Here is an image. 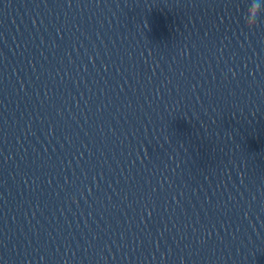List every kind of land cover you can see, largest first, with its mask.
Masks as SVG:
<instances>
[{"label":"clouds","instance_id":"clouds-1","mask_svg":"<svg viewBox=\"0 0 264 264\" xmlns=\"http://www.w3.org/2000/svg\"><path fill=\"white\" fill-rule=\"evenodd\" d=\"M253 10L257 13V16L255 20H253L251 23L249 20H245L246 26L249 30H253L258 26V21L260 19V13L262 10H264V0H250V3L248 4L247 7V12L244 14L245 16L252 17L253 15Z\"/></svg>","mask_w":264,"mask_h":264}]
</instances>
